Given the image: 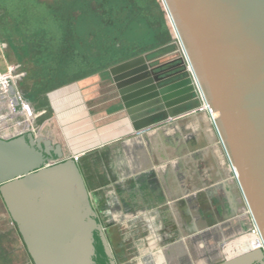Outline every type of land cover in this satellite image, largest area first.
Segmentation results:
<instances>
[{
  "label": "water",
  "instance_id": "1",
  "mask_svg": "<svg viewBox=\"0 0 264 264\" xmlns=\"http://www.w3.org/2000/svg\"><path fill=\"white\" fill-rule=\"evenodd\" d=\"M163 3L202 100L194 99L187 73L177 75L183 70L180 64L165 69L160 58L149 60L147 53L103 72L136 132L170 121L146 112L154 108L153 101L175 107L186 106L190 98L192 110L206 107L217 113L213 126L264 243V0ZM134 103L138 112L131 111ZM188 109L172 110L170 118ZM47 143L34 130L0 137V197L32 264H117L80 165ZM218 246L222 249V243ZM172 249L164 256L173 255ZM212 264H264V251L247 250L223 260L219 256Z\"/></svg>",
  "mask_w": 264,
  "mask_h": 264
},
{
  "label": "crops",
  "instance_id": "2",
  "mask_svg": "<svg viewBox=\"0 0 264 264\" xmlns=\"http://www.w3.org/2000/svg\"><path fill=\"white\" fill-rule=\"evenodd\" d=\"M33 21L58 23L60 19L44 11ZM101 73L107 74L108 79H100ZM82 83L88 85L84 86L86 88L92 86V90L82 93L77 84L76 88H69L71 92L64 101L53 97L57 109L52 107L50 120H43L46 109L35 110L31 106L34 133L42 139L49 138V149H58L56 151L64 158L82 154L77 163L115 259L122 256L116 248L131 244L137 248L135 253L140 251L138 247L145 248V253L138 258L150 263L165 259L164 253L173 246V260L178 262L177 250L187 251L185 239L181 237L179 245L175 246L177 240L170 242L165 235L170 224L178 229L176 215L219 214L218 208L225 204L227 187L231 188L232 200L237 201L236 197L240 196L222 146L216 143L210 155L207 137L199 136L197 143H191L189 148L185 146V156L177 158L176 130L155 126L136 132L107 72L92 74ZM58 103L63 105L61 111ZM132 105L131 111L138 112L137 103ZM7 107L5 100L0 99V126L4 122L11 126L4 133L5 137L1 136L3 138L26 130L20 118L8 115L2 120V112ZM164 135H168L166 151L163 147L160 149ZM211 199L217 204L211 203ZM234 212L238 219L240 216L236 217ZM207 225L203 223L202 227L207 228ZM19 243L22 259L15 263L27 258L26 264H32L23 241Z\"/></svg>",
  "mask_w": 264,
  "mask_h": 264
},
{
  "label": "rangeland",
  "instance_id": "3",
  "mask_svg": "<svg viewBox=\"0 0 264 264\" xmlns=\"http://www.w3.org/2000/svg\"><path fill=\"white\" fill-rule=\"evenodd\" d=\"M44 11L55 14L60 21L64 22L42 23L33 21ZM63 33L66 34L63 35ZM62 35L63 40L61 39ZM103 39H107L106 43L102 42ZM116 50L125 53L122 54L123 56L126 53H134L130 58L143 53L148 54L147 58L149 60L160 58L164 63L162 67L165 69L180 64L183 70L177 75L184 77V72L187 73V77L193 86L194 99L202 100L201 92L175 36L163 0H0V73L12 72L16 88L23 102L30 109L31 106L35 110L46 109L47 112L43 116L44 121L50 120L49 118L53 114L52 107L57 109V106L53 104V97L64 101V97L71 92L69 88H76L77 84L80 85L82 93L87 94L89 90H92V86L91 88L84 87H88V85L82 83V81L92 75H88L89 70L101 66H97L96 55L99 53L109 55ZM67 53H72L75 58H80V60L74 65L66 60L57 61L54 68H51L55 64L52 65L53 62L42 63L45 59L49 60L56 55ZM85 53L90 56L89 63L86 62L88 58L85 57ZM99 77L100 79H108L105 73L99 74ZM97 93L99 94V92ZM192 102L190 98H187L186 106L180 104L175 107H166L163 101L160 103L153 101L154 108L149 106L152 109H146L149 114H159L161 117L166 116L169 118V122L157 126L166 130L169 128L176 130L175 139L177 144L175 150L178 151L177 158L184 157L185 146L189 148L188 146H191V143H197L199 136L207 137V147H209L208 152L210 155L213 152V146L216 147L215 144L220 143L209 112L202 109L205 112L202 114L200 108L192 110ZM62 106L61 103H58L59 111H61ZM182 106L184 107L182 108ZM187 108L189 109L185 111V114H182L183 116L179 117L180 114H173L176 119L171 120L173 117L170 118L172 114L170 111L175 110L177 114V112ZM8 115H10V112L7 107L5 112H2V120ZM7 123L4 122L0 126L2 136L10 130L11 126ZM196 128L198 129L196 130ZM200 129H202L201 132ZM167 139L168 135H164V142L161 141L160 149L163 147L162 150H165L168 146V144L165 145L166 142L168 143ZM183 152L184 155H182ZM225 172L226 170L222 172L223 176ZM231 193V188L229 190L227 187L224 197L225 204L221 205L220 214H193L196 216L195 223H198V225L207 223V229L212 227L215 224L214 222L219 224L228 222L224 223V228L222 227L228 235L221 241L222 244L241 237L238 232L239 222H248L250 218L242 196L238 198L236 193H233L238 205L235 206L236 204L233 205L235 200L234 198L232 200ZM210 202L214 205L217 204L212 199ZM232 207L233 210L230 211ZM234 211H236V217L240 216L239 222L235 218ZM184 217L186 216L183 214L176 215L178 225L183 233L182 236L185 239L187 232H184V226H182ZM221 217H225L224 221L221 220ZM190 219L192 218L190 217ZM193 227L195 226L193 225ZM197 231L189 232L188 235H192V233L195 235L200 232ZM247 232L248 228L242 235ZM18 234L17 225L9 215L0 197V264H16L15 261L22 259L19 243L22 238ZM174 238L175 236L172 238L174 241L178 240V238ZM197 239H199L197 244L192 242L194 252L190 253L193 264H211L210 259L203 256L207 251L212 252L213 246L218 253L220 252V260H223V251L215 242V245H213L209 240L210 244L204 246L207 240L201 241L199 237ZM173 240L172 242H174ZM185 244L191 246V242L190 244L185 242ZM116 249L122 253L121 258H116L117 264H178V262H174L173 255L166 256L160 262L156 261L157 263H150L147 259L140 261L139 258L145 253V248L139 249L138 247V250H140L138 254L135 253L137 248L131 244ZM188 250L190 252L189 247ZM177 257L179 258V256ZM26 261L27 258L24 262H17V264H26Z\"/></svg>",
  "mask_w": 264,
  "mask_h": 264
},
{
  "label": "flooded vegetation",
  "instance_id": "4",
  "mask_svg": "<svg viewBox=\"0 0 264 264\" xmlns=\"http://www.w3.org/2000/svg\"><path fill=\"white\" fill-rule=\"evenodd\" d=\"M235 206H238L237 205V201H235ZM231 210H233V208H231L230 209V211ZM218 212H221V210H220V208H218ZM228 212H229V209H228ZM220 214V213H219ZM210 215H212V214H210ZM190 217L192 218V219H190ZM195 217L196 216H194L193 214H191V215H186V217H185V222L183 223V225L182 226H184V232H187V237H185V241L183 240V242H184V245H186L185 244V242H189V244H190V242H191V246L189 245L188 246V244L185 246V248H186V250L187 251H184L183 249H179V250H177V252H178V256H179V259H178V264H193V262H192V259H191V256H190V253H192V252H194V248H193V244H192V242H194L195 244H197L198 242V240L199 239H197V237H199L200 238V240L201 241H204V240H207V243L206 244H204V246H208V241L209 240H211L212 241V243H216L217 244V246H218V243L220 242L221 243V241H223L224 240V238H226V237H228V235L224 232V230H223V228H224V223H228V222H224L223 224H222V222L219 224V223H216V222H214L215 224V226L213 225L212 226V228L211 229H209V230H207V228H206V226L205 227H202V225L203 224H201V225H198V223L196 224L195 222L196 221H194L195 220ZM224 219H225V217H221V220L222 221H224ZM238 222L240 221V218H238V219H236ZM243 220V219H242ZM227 221V220H226ZM246 221H240L239 222V226H238V232L241 234V233H244V231H246L247 230V227H246V223H245ZM194 223V224H193ZM170 225H172V226H170V227H166V230H165V235H166V238H167V240L168 241H172L173 239V237L175 236V238L174 239H176V238H178V239H180L181 237H183L182 235H183V233H182V231L180 230V227L178 226V229H177V227H176V225H174V224H170ZM193 225L195 226V227H193ZM223 227V228H222ZM243 231H241V230ZM195 230H198V231H200V232H198L197 234H195L194 235V233H192V235H188L189 234V232H193V231H195ZM210 231V232H209ZM241 231V232H240ZM192 236H194L193 238H192ZM215 240H214V239ZM203 245V244H202ZM215 245V244H214ZM195 246V245H194ZM188 247L190 248V252H189V250H188ZM210 250H211V248H210ZM196 251V250H195ZM170 254H171V252H170ZM170 256V255H169ZM220 255H219V253L217 252V250H215V247L213 246V250H212V252H209V251H207L206 252V254L203 256L204 258H206V259H210V261L213 263V262H215L216 260H217V257H219ZM221 257V256H220ZM201 258H202V255H201ZM211 263V264H212Z\"/></svg>",
  "mask_w": 264,
  "mask_h": 264
},
{
  "label": "built area",
  "instance_id": "5",
  "mask_svg": "<svg viewBox=\"0 0 264 264\" xmlns=\"http://www.w3.org/2000/svg\"><path fill=\"white\" fill-rule=\"evenodd\" d=\"M175 36H176V33H175ZM0 99L5 100L7 106L10 108V111H11L10 116H12V118H20V120L25 122L26 130L33 131L32 119H33L34 112L28 107L26 103L23 102L19 94V91L16 88L15 79H14V76H12L11 71L6 72V73H0ZM207 110L209 113H211L209 109ZM1 136L2 135L0 134V137ZM81 156L82 154H79L73 157L77 161ZM250 222H251V225L248 228L247 234L254 235L257 240H256V243L249 250L260 249L264 251V243L261 239L260 232L251 218H250Z\"/></svg>",
  "mask_w": 264,
  "mask_h": 264
},
{
  "label": "trees",
  "instance_id": "6",
  "mask_svg": "<svg viewBox=\"0 0 264 264\" xmlns=\"http://www.w3.org/2000/svg\"><path fill=\"white\" fill-rule=\"evenodd\" d=\"M61 22H64V21H60V23ZM62 32H63V30H62ZM61 32V33H62ZM64 34H66V33H63V35ZM58 35V34H57ZM63 35L61 36V39L63 40ZM59 36V35H58ZM107 40V39H106ZM106 40L105 39H103V41L102 42H104V43H106ZM90 48H91V46H90ZM121 53V54H120ZM72 54V53H71ZM70 53H67V54H62V55H56V56H54V58L52 57V58H50L49 60H47V59H45L44 61H42V63H44V64H46V63H50V62H53L52 63V67L51 68H54L55 67V65L57 64V61L59 62V61H64V60H66L68 63H72L73 65H74V63H76V62H78L79 60H80V58H75V56H73V54L71 55ZM125 54V53H122V52H120V51H114V52H112V53H110L109 55H107V54H104V53H99L98 55H96L97 56V61H98V64H97V66L98 65H101V66H99V67H96L95 69H91V70H89L90 71V73L88 74V75H91V74H95V73H97L98 71H101V70H103V69H105V68H107L108 66H110V65H113V64H115V63H118V62H120V61H123V60H125V59H127V58H130L131 56H133V54L134 53H131L130 52V54H128V53H126V55L125 56H123V55ZM69 55V56H68ZM85 57H87L88 59H86V62L87 63H89V58H90V56H89V54H87V53H85ZM92 61V60H91ZM61 74V73H60ZM62 75V74H61ZM59 76V75H58Z\"/></svg>",
  "mask_w": 264,
  "mask_h": 264
},
{
  "label": "bare ground",
  "instance_id": "7",
  "mask_svg": "<svg viewBox=\"0 0 264 264\" xmlns=\"http://www.w3.org/2000/svg\"><path fill=\"white\" fill-rule=\"evenodd\" d=\"M207 110V108L205 107ZM208 111V110H207ZM212 118L217 116V113H209ZM234 178V177H233ZM242 231V230H241ZM244 234V233H243ZM241 237H238L232 241H227V243L222 244V255L223 257H232L241 252L247 251L252 248V246L256 243V237L252 234H240Z\"/></svg>",
  "mask_w": 264,
  "mask_h": 264
}]
</instances>
